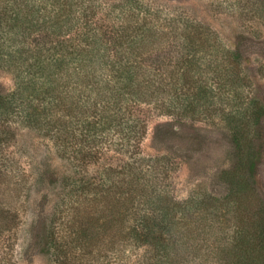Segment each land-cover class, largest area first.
I'll list each match as a JSON object with an SVG mask.
<instances>
[{"label": "trees", "instance_id": "16d2710c", "mask_svg": "<svg viewBox=\"0 0 264 264\" xmlns=\"http://www.w3.org/2000/svg\"><path fill=\"white\" fill-rule=\"evenodd\" d=\"M165 35L182 40L174 85L159 57L149 56ZM241 47L228 49L207 27L183 14L169 17L147 0H0V69L13 79L11 91L0 88V239L19 224L28 187L5 151L16 131L32 130L48 137L60 157L78 160L77 167L110 152L123 157L97 184L64 185L59 213L75 247H91L90 240L106 233L109 264H260L255 249L242 245V233L229 231L246 222L237 220V210L228 207L223 215L192 196L175 199L168 184L172 167L141 153L147 133L141 109L180 119L199 115L206 97H190L187 88L206 87L212 95L213 85L233 84ZM47 168L34 183H47V176L55 187ZM86 214L95 231L77 239L76 221ZM53 240L44 242L45 251Z\"/></svg>", "mask_w": 264, "mask_h": 264}, {"label": "rangeland", "instance_id": "374dc122", "mask_svg": "<svg viewBox=\"0 0 264 264\" xmlns=\"http://www.w3.org/2000/svg\"><path fill=\"white\" fill-rule=\"evenodd\" d=\"M99 1L104 5L124 2ZM147 1L160 6L169 17L183 14L190 22L207 27L228 49H233L238 42L245 49L241 63L234 70L233 84L221 90L213 85L216 88L213 96L206 87L187 88L190 97L193 94V98L195 95L206 97L199 115L180 119L142 108L139 113L147 121V133L141 143V153L161 159L162 167L163 162L172 167L168 184L175 199L192 196L223 215L228 207L237 210L234 211L237 220L243 218L246 222L237 223L236 229L232 226L229 231H240L242 245L255 249L258 263L263 264L264 242L260 238L264 230L261 219L264 213V0ZM164 39L155 43L154 52L149 56L159 57L157 63L165 67L166 80L174 85L179 82L177 73L181 71L175 58L183 52L182 40L173 35H165ZM163 60L165 64L169 61L170 67L166 68ZM0 88L6 92L13 89L11 75L1 69ZM10 143L5 153L18 163L17 168L26 176L28 187L21 197L25 205L18 212L19 224L0 239V264H109L106 233L101 241L90 240L91 247L77 243L75 247L74 233H70L59 209L65 200V184H97L104 175L102 171L119 165L123 157L110 152L77 167L74 163L78 160L73 163L66 156L60 157L48 137L32 130L16 131ZM47 153L51 161L45 159ZM46 167L53 173L52 178L57 179L55 187L49 184L51 178L47 176V183H34L37 172ZM90 220L87 214L77 219V239L83 238V231L87 235L95 231L88 228ZM49 237L54 240L47 252L43 245ZM136 253L142 254V251Z\"/></svg>", "mask_w": 264, "mask_h": 264}]
</instances>
